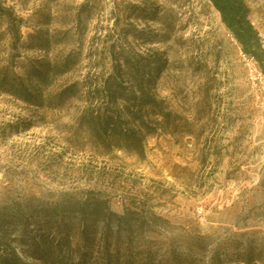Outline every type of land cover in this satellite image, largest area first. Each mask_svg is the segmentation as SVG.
<instances>
[{"label":"rangeland","instance_id":"rangeland-1","mask_svg":"<svg viewBox=\"0 0 264 264\" xmlns=\"http://www.w3.org/2000/svg\"><path fill=\"white\" fill-rule=\"evenodd\" d=\"M245 2L264 52V0ZM0 7L22 23L15 74L46 79L38 106L0 94V264H264L263 67L208 0ZM107 78L171 114L164 129H134L143 158L81 135Z\"/></svg>","mask_w":264,"mask_h":264},{"label":"trees","instance_id":"trees-1","mask_svg":"<svg viewBox=\"0 0 264 264\" xmlns=\"http://www.w3.org/2000/svg\"><path fill=\"white\" fill-rule=\"evenodd\" d=\"M219 13L222 24L230 31L237 42L242 46L246 55L258 61L264 72V52L261 49L258 33L252 25L249 16L250 9L245 0H208ZM0 18L6 21V28L0 33V42L8 38V47L11 51L8 59L0 63V94L8 95L28 105H40V87L45 84V77L26 79L14 72V50L20 43L21 20L14 17L9 9L0 7ZM70 56L60 61L61 68L71 64ZM131 78V77H130ZM105 79L101 84L102 96L106 100L104 106L89 108L80 117L82 134L87 143L96 151L120 150L144 157L143 140L135 128L140 132L151 134L149 124H155L164 129L169 122L170 113L164 112L162 102H157L139 87L129 88L116 80ZM78 90V84L73 83L65 86L57 96L58 101L71 99ZM123 105H120L119 102ZM110 104H114L113 107ZM108 215L112 212L108 211ZM85 209L81 210L80 216L85 217ZM99 216V215H96ZM113 216H115L113 214ZM83 224V223H82ZM87 236L85 227H81L79 237L84 242Z\"/></svg>","mask_w":264,"mask_h":264},{"label":"built area","instance_id":"built-area-1","mask_svg":"<svg viewBox=\"0 0 264 264\" xmlns=\"http://www.w3.org/2000/svg\"><path fill=\"white\" fill-rule=\"evenodd\" d=\"M243 56L246 57V55H243ZM247 58H248L249 61H252L253 60V57L247 56Z\"/></svg>","mask_w":264,"mask_h":264}]
</instances>
